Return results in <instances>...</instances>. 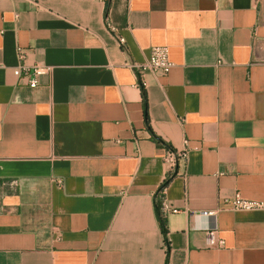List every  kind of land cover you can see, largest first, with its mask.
Here are the masks:
<instances>
[{"label": "crops", "instance_id": "crops-1", "mask_svg": "<svg viewBox=\"0 0 264 264\" xmlns=\"http://www.w3.org/2000/svg\"><path fill=\"white\" fill-rule=\"evenodd\" d=\"M237 193L264 203V0H0V264H264Z\"/></svg>", "mask_w": 264, "mask_h": 264}, {"label": "built area", "instance_id": "built-area-1", "mask_svg": "<svg viewBox=\"0 0 264 264\" xmlns=\"http://www.w3.org/2000/svg\"><path fill=\"white\" fill-rule=\"evenodd\" d=\"M115 33L114 30H112ZM118 43L121 47L125 46V41L122 38L116 37ZM19 58L20 61L23 62L25 59V51L23 49H19ZM139 75H143L145 72L153 73L159 76H168L173 68V64L169 59V50L167 47H154L150 50V55L147 61L140 66L136 67ZM51 68L42 67V66H33L27 67L25 65H20L18 69L14 71V75L18 78H23L27 81V85L30 88H36L39 85V78L46 74L51 73ZM142 87L143 84H140ZM187 151H179L172 152L169 151L166 161L170 165L172 169L176 167V163L178 159L186 160ZM156 196H159V208L160 213L163 219H166L168 216L177 214L178 210L173 208L166 199V190L160 189ZM223 207L222 209H229L232 211L238 212H255V211H264V203L257 201H247L241 197L239 193H237L231 199H224L222 201ZM208 216L215 217V212L205 213ZM208 242L211 245H215L218 249L225 248L224 240L219 236L218 229L214 228L212 231L207 233Z\"/></svg>", "mask_w": 264, "mask_h": 264}, {"label": "trees", "instance_id": "trees-1", "mask_svg": "<svg viewBox=\"0 0 264 264\" xmlns=\"http://www.w3.org/2000/svg\"><path fill=\"white\" fill-rule=\"evenodd\" d=\"M141 89H142L144 110H145V113L147 114V98H146V94H145L144 88L141 87ZM146 121H147V125H148V119ZM155 140L156 141H160L157 138H155ZM170 179L171 178H169L166 182H164V184L162 185L161 189H164V188L167 187ZM159 206H160L159 205V196H156L155 207H156L157 217H158L159 224H160V229H161V232L163 234L164 243H165V246H166V263H167L168 259H169V253H170V244H169L168 237H167L168 230H167L166 222H165V219H163V217L161 216Z\"/></svg>", "mask_w": 264, "mask_h": 264}]
</instances>
